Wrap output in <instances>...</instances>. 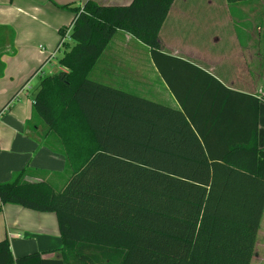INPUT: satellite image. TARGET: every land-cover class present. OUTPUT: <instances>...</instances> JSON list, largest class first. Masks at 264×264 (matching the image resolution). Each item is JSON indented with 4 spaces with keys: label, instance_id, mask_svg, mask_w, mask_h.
Masks as SVG:
<instances>
[{
    "label": "trees",
    "instance_id": "obj_1",
    "mask_svg": "<svg viewBox=\"0 0 264 264\" xmlns=\"http://www.w3.org/2000/svg\"><path fill=\"white\" fill-rule=\"evenodd\" d=\"M173 2L65 5L74 18L57 48L68 30L73 44L65 70L43 77L34 110L72 174L61 190L25 170L0 182V212L14 203L56 213L61 254L15 257L6 237L0 264H251L264 211L263 98L228 91L220 111L196 91L178 96L179 109L90 77L118 31L160 53Z\"/></svg>",
    "mask_w": 264,
    "mask_h": 264
},
{
    "label": "crops",
    "instance_id": "obj_2",
    "mask_svg": "<svg viewBox=\"0 0 264 264\" xmlns=\"http://www.w3.org/2000/svg\"><path fill=\"white\" fill-rule=\"evenodd\" d=\"M86 1L0 0V111L10 101L0 113V182L25 170L26 180H45L61 190L72 174L57 135L36 115L34 98L44 76L65 70L61 65L46 70L59 48L60 39L49 53L56 31L62 28L60 6H81ZM95 1L129 4L132 0ZM211 5L217 7H183L174 0L162 24V49L156 56L131 33L118 31L90 77L179 109L178 96L186 99L196 91L205 107L217 103L220 111L228 91L263 98L258 144L264 149V0H222L221 4L211 0ZM69 11L70 24L74 12ZM41 42L49 49H43ZM234 99L236 104L237 96ZM236 109L231 102L230 110ZM6 237L15 257L44 251H51L48 257H59L63 246L55 212L14 203L4 204L0 212V240ZM251 264H264V211Z\"/></svg>",
    "mask_w": 264,
    "mask_h": 264
},
{
    "label": "rangeland",
    "instance_id": "obj_3",
    "mask_svg": "<svg viewBox=\"0 0 264 264\" xmlns=\"http://www.w3.org/2000/svg\"><path fill=\"white\" fill-rule=\"evenodd\" d=\"M213 1L217 2V3H220V4L222 3V0H213ZM66 4H63L62 6H60L62 17H60L58 19V22L61 21V24L59 25V27L68 26V24L70 22V18H69L70 11H69V9L67 7H65ZM175 4L177 6L195 7V8H202V9H206V10H210L212 8L217 7L215 5H211V0H175ZM69 33H70V31L66 32V34L63 36L61 45L59 46V48L57 50V53L53 54V56L49 60L50 62L48 61L49 64L46 66L47 72L53 71L55 68L59 67V65H60L59 64V58L61 56H63L64 53H65V50H67V48L73 44V40L69 37ZM56 34L58 35L57 39L54 42V45L50 49L49 53H51L53 51V49L56 46L57 42L61 38V34H60V30L59 29L56 31ZM41 43H42V48L43 49H49L47 44H45L44 42H41Z\"/></svg>",
    "mask_w": 264,
    "mask_h": 264
},
{
    "label": "built area",
    "instance_id": "obj_4",
    "mask_svg": "<svg viewBox=\"0 0 264 264\" xmlns=\"http://www.w3.org/2000/svg\"><path fill=\"white\" fill-rule=\"evenodd\" d=\"M70 30H68V32H69Z\"/></svg>",
    "mask_w": 264,
    "mask_h": 264
}]
</instances>
